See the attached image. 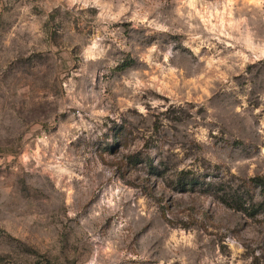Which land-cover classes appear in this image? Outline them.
Returning a JSON list of instances; mask_svg holds the SVG:
<instances>
[{
  "label": "rangeland",
  "instance_id": "1",
  "mask_svg": "<svg viewBox=\"0 0 264 264\" xmlns=\"http://www.w3.org/2000/svg\"><path fill=\"white\" fill-rule=\"evenodd\" d=\"M0 264H264V0H0Z\"/></svg>",
  "mask_w": 264,
  "mask_h": 264
}]
</instances>
